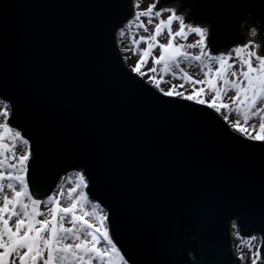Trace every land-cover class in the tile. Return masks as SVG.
I'll return each mask as SVG.
<instances>
[{"label":"water","instance_id":"1","mask_svg":"<svg viewBox=\"0 0 264 264\" xmlns=\"http://www.w3.org/2000/svg\"><path fill=\"white\" fill-rule=\"evenodd\" d=\"M177 1L186 22L210 25L212 52L240 44L248 18L264 53V0H156L155 10ZM130 2L0 0V100L30 142V191L44 198L82 169L129 264H240L232 223L264 251V149L126 67L115 35Z\"/></svg>","mask_w":264,"mask_h":264},{"label":"snow or ice","instance_id":"2","mask_svg":"<svg viewBox=\"0 0 264 264\" xmlns=\"http://www.w3.org/2000/svg\"><path fill=\"white\" fill-rule=\"evenodd\" d=\"M7 7V5L5 6ZM136 7L139 8V0ZM170 14L162 17V12ZM141 17H147L148 23L156 18L151 35L140 36L133 41L135 45L141 42L146 44L139 49L138 59L131 71L142 78L146 73L142 70L151 58L155 72L159 67L160 73L171 72L177 75L183 83L162 87L163 77L151 75L147 82L156 88L164 97L192 101L197 105L205 106L216 113L235 111L242 117L241 120L231 121L228 114L223 119L230 128L241 134L254 146L258 144L264 149V53L256 51L259 45L254 40L235 45L231 50L213 56L206 51L208 47L209 26L186 22L184 15H178L175 9L155 10V3L149 4L146 9L135 13L136 27L148 31ZM178 22L173 30L172 25ZM132 24V21L128 22ZM167 31V42H160V37ZM254 34V30H249ZM189 33L195 34L198 39L191 44L175 42L176 38L186 40ZM123 35V30H121ZM159 48V55L153 50ZM199 48L198 53L187 51L188 48ZM136 52V48H133ZM233 55L235 59H233ZM181 61L197 62L202 70L203 79H195L180 67ZM215 65V67H213ZM131 79V78H130ZM187 83L191 91L184 89ZM199 85V87H197ZM233 94L225 99L229 92ZM211 94V98H206ZM162 103L166 101H161ZM10 112L7 107L0 108V264H129L121 249L114 242L108 226L109 214L99 210V205L93 204L92 221L85 219V215L78 213L83 208L88 195L85 189L89 180L82 171L75 173L76 181L67 189L70 203L64 206L60 203L61 193L48 196L42 201L33 196L26 179L28 172L30 150L25 147L23 153H15V143L6 144L4 137L11 132L8 118ZM251 126L249 121H256ZM19 139L25 146L29 141L21 132L15 131L13 141ZM11 153V154H8ZM12 161V162H9ZM11 191L6 194L3 189ZM50 205L43 214L40 206ZM70 217V220H66ZM261 218L264 219V206L261 208ZM14 219V222H13ZM70 225V226H67ZM251 264H257L258 253L254 254ZM243 259V255L239 257Z\"/></svg>","mask_w":264,"mask_h":264},{"label":"rangeland","instance_id":"3","mask_svg":"<svg viewBox=\"0 0 264 264\" xmlns=\"http://www.w3.org/2000/svg\"><path fill=\"white\" fill-rule=\"evenodd\" d=\"M130 3H131V5H130L131 9L133 10V12H132L133 15L123 26H121V28L116 33L115 43H116V46L120 52V55H121L125 65H126V67L131 71L132 66L135 65V62L138 59L139 49L146 46V44L144 42H141L139 45H135L133 43V41L138 40L140 36L151 35L154 23L156 22L155 17H153V23H151V24H149L147 22L148 21L147 17H141V19L144 21V23L146 24L147 29H148V31H145L143 28L136 27L137 22L134 19V17H135L134 15L137 11H142V10L146 9L149 4H153V3L156 4V0H139V8L136 7L137 0H131ZM178 7L176 4H169L168 7H164V9H175L178 15L184 14V13H181L180 10L178 11V9H179ZM169 14L170 13L168 11H164V12H162L161 15H162V17L166 18L167 15H169ZM129 21H132V24H129L128 23ZM204 26L210 27V25H208V24H205ZM177 27H178V22H174L172 25L173 30H176ZM240 28H241L240 29V34H241L240 36H242V38H243V41L240 44L245 43L247 40V37H249V38L253 37L254 38L253 40L256 39V40H259V42H260V46L256 50V51L260 52V49L262 46V40H261L258 28L248 21H245ZM250 29L254 30V34H252L249 31ZM121 30H123V35H121ZM209 36H210V32L208 34V40H209ZM158 39L160 40V42L166 43L167 42V31L165 30V32L160 37H158ZM197 39H198V37L195 34L189 33L186 40H182L181 38H176L175 42L177 44H180V43L191 44V43H194ZM233 47H231L229 50H231ZM133 48H136V52L132 51ZM187 51L192 52V53H198L199 48L198 47L197 48H188ZM206 51L209 52V46L206 48ZM153 52L155 55H159V48L158 47L155 48L153 50ZM221 53H223V52H221ZM221 53H219V54H221ZM219 54H217V55H219ZM213 56H216V55H213ZM233 59H235L234 55H233ZM152 67H153V65L151 63V58H150L148 63L142 69L146 73V75L142 78L141 76L136 74L138 77H140L145 82V84H148L149 86L153 87L150 83L147 82V77L151 76V75H161L163 77L162 87H164L165 89L171 87L174 84L179 85V84L183 83V81L181 79H179V76L181 75L179 70H175L177 72V75L173 76L171 72L160 73V71H159L160 66L156 67L155 72L148 71ZM180 67L183 68L185 71H187L195 79H203L202 70L199 67V65L197 64V62L187 63V62L181 61ZM213 67H215V65H213ZM197 87H199V85H197ZM154 89L156 91H158L156 88H154ZM184 89H186L189 92L191 91V87L187 83L184 84ZM232 94L233 93L230 91L226 95L225 99L230 97ZM206 98L210 99L211 94H209ZM189 102H192V101H189ZM192 103H194V102H192ZM4 107H7L8 110H10L8 104L0 100V108H4ZM212 111H214V110H212ZM224 114H228L229 119L231 121L241 120V122H243L242 117H240L239 114H237L235 111H233L231 113H227L226 111H223V110H222V113H219L222 121H224V119H223ZM0 123H4L2 118H0ZM253 123L258 124V120L249 121L250 126ZM226 124L229 126L228 123H226ZM9 128L12 131L9 133H6V135L4 137V142L6 144H13V142H14L15 143V148H14L15 153H17V154L23 153V151L25 150V147L29 148L30 142L27 146H25L18 138L15 141H13L14 132L19 131L22 134L23 131H20L17 128H14L10 125H9ZM0 131H5V130L0 129ZM237 134H239V133H237ZM239 135L242 136L241 134H239ZM25 139H27V138H25ZM8 154H11V153H8ZM31 158H32V153L30 151L29 161L31 160ZM9 162H12V161H9ZM77 171L84 172L82 169H78V170H73V171H70V172L62 175L48 196L55 195L58 192L61 193L60 203L64 206H67L71 202L70 199L68 198L67 189L74 185V183L76 181L75 173ZM29 190H30V188H29ZM3 191L6 194L11 195V191L7 188L6 185L3 189ZM48 196L41 198L40 200L44 201L47 199ZM35 198H37V197H35ZM93 204L99 205L97 202L91 201L88 199L87 201H85L82 209L81 208L77 209L78 213L81 215H85V219L92 221L94 219V217L92 215ZM48 207H50V205L42 204L40 206V208L43 210V214L41 216H39L38 219H43L45 217V215H47L46 209ZM99 210H103V209H101V207L99 206ZM66 220H70V217H67ZM13 222H14V219H13ZM67 226H70V225H67ZM230 231H231L230 232V236H231V242L230 243H231L232 251H233L234 255L238 258L241 256V254L243 255L242 260L239 258L240 264H251L252 260L255 258L254 254H257V253L259 255V258L257 259V264H264V257L262 255V253L260 252L261 251L260 250L261 242H260V239L258 236H253V237L248 238V239L240 237L239 233H238V229L235 227L234 223H232ZM16 264H19L18 260L16 261ZM39 264H42V261H40ZM93 264H99V262L94 261Z\"/></svg>","mask_w":264,"mask_h":264},{"label":"bare ground","instance_id":"4","mask_svg":"<svg viewBox=\"0 0 264 264\" xmlns=\"http://www.w3.org/2000/svg\"><path fill=\"white\" fill-rule=\"evenodd\" d=\"M179 1H177V2H175V3H173V4H176L177 5V7L179 6ZM131 5V4H130ZM164 7H168V5H166V6H164ZM163 7V8H164ZM179 8V7H178ZM132 12H133V10H132ZM131 12V13H132ZM180 12L181 13H184V14H182V15H184L185 17H186V15H187V11H185V10H180ZM132 15H133V13H132ZM135 16V15H134ZM133 16V17H134ZM132 17V16H131ZM130 17V18H131ZM130 18H127V19H125L123 22H122V24H121V26H123ZM245 21H248V22H250L251 24H253V25H255L257 28H258V26H257V24H255L254 22H251L250 21V19H248V18H246L245 20H243L241 23H240V25H239V29H238V33H239V35H241L240 34V27L242 26V24L245 22ZM188 22V21H187ZM190 23V22H189ZM258 30H259V34H260V28H258ZM118 31H116V33H117ZM241 38H242V36H241ZM254 38L253 37H247V40L246 41H248V40H253ZM255 42H256V44L257 45H259L260 46V42H259V40H254ZM209 46V45H208ZM210 49V48H209ZM258 49V48H257ZM256 49V50H257ZM209 52L212 54V55H217V54H219V53H221V52H225V50L224 49H219V51H217V52H212L211 50H209ZM227 52V51H226ZM122 58V57H121ZM123 60V59H122ZM236 133V132H235ZM231 232V231H230ZM229 232V233H230ZM240 236V235H239ZM253 236H258L259 237V239H260V242H261V238H260V236L259 235H252L251 237H253ZM241 237V236H240ZM250 237V238H251ZM230 239H231V236H230ZM246 239H248V238H246ZM261 244H262V242H261ZM232 247V246H231ZM232 253H233V251H232ZM233 255H234V253H233ZM262 255L264 256V251H263V253H262ZM234 257H236L235 255H234ZM236 258H238V257H236Z\"/></svg>","mask_w":264,"mask_h":264}]
</instances>
